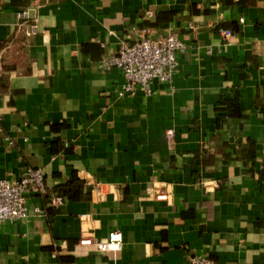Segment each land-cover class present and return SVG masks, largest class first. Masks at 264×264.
Masks as SVG:
<instances>
[{
	"label": "crops",
	"instance_id": "crops-1",
	"mask_svg": "<svg viewBox=\"0 0 264 264\" xmlns=\"http://www.w3.org/2000/svg\"><path fill=\"white\" fill-rule=\"evenodd\" d=\"M131 25L187 46L149 95L102 64ZM34 167L0 264H264V0H0V178ZM112 229L111 256L78 242Z\"/></svg>",
	"mask_w": 264,
	"mask_h": 264
},
{
	"label": "built area",
	"instance_id": "built-area-1",
	"mask_svg": "<svg viewBox=\"0 0 264 264\" xmlns=\"http://www.w3.org/2000/svg\"><path fill=\"white\" fill-rule=\"evenodd\" d=\"M25 11H20L19 18L24 17ZM150 16V13H147ZM193 27V26H191ZM124 38L119 42L116 50L105 54L102 58L104 68H117L124 77L118 90V95L123 96L139 89L144 94L151 93V83L154 80L169 82L172 73L178 67L177 56L186 49V44L175 34L167 33L159 37L149 36L147 29L136 25L126 27ZM28 31H36L33 23L28 24ZM218 35L227 44L232 36L230 28H219ZM207 52L210 49L207 48ZM170 134L171 131L169 130ZM10 142V141H8ZM87 184L91 182L86 180ZM96 190L100 191L101 184L95 183ZM49 190L44 173L41 168L34 167L26 170L19 178H0V226L2 223L21 220L27 216V197L30 194L44 195ZM158 199H167V192L158 191ZM63 197L52 195L49 199L50 206L63 203ZM82 217H86L83 214ZM80 244L94 246L99 252L108 256L118 252L123 245V236L120 230L108 231L104 238L92 235H81ZM188 264H216V262L203 254H195L188 258Z\"/></svg>",
	"mask_w": 264,
	"mask_h": 264
},
{
	"label": "trees",
	"instance_id": "trees-1",
	"mask_svg": "<svg viewBox=\"0 0 264 264\" xmlns=\"http://www.w3.org/2000/svg\"><path fill=\"white\" fill-rule=\"evenodd\" d=\"M72 184V183H71ZM73 187H74V185H69V186H67V187H62V188H60L57 192H58V195L59 194H66V193H68V191H70V190H72L73 189ZM47 193H48V191H47ZM45 195V194H44Z\"/></svg>",
	"mask_w": 264,
	"mask_h": 264
}]
</instances>
